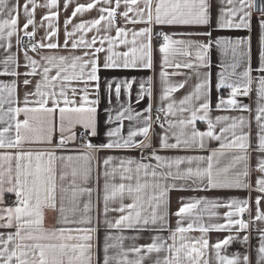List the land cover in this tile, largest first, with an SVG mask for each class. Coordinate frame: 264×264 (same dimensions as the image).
<instances>
[{"label":"snow or ice","instance_id":"1","mask_svg":"<svg viewBox=\"0 0 264 264\" xmlns=\"http://www.w3.org/2000/svg\"><path fill=\"white\" fill-rule=\"evenodd\" d=\"M94 3L78 4L72 12V16L77 13L90 10L94 7ZM108 3L109 0H103ZM221 4L225 0H220ZM69 0H65V7L68 6ZM121 0H116V7L101 8V15L99 19H94L88 22H82L74 26L75 30L87 31V26L97 27L102 21L105 22L104 28L107 33L115 22L117 9L120 6ZM126 11L121 15L127 20L129 12H136L137 20L133 23L142 22L148 27L141 28L138 32L133 33V45L137 44L136 37H145L147 42L143 40L139 42L138 47L134 46L128 51L119 53L114 52L112 49L113 38L105 35L103 38L109 42L107 49L109 55L105 56L103 62L104 69H131V68H152V46L151 36L153 34L152 25H169V26H196V25H209L210 23V9L211 4L209 0H157L153 9V0H143L144 7H134L139 4V0H123ZM228 7H221L220 14L217 18V27L219 29H249L251 9L254 7L252 0H226ZM28 4L32 5L33 11H29ZM57 0H47L46 5H42L52 9L56 7ZM38 7L35 0H26L24 5V14L27 18L26 23L23 25V34L29 38L35 35V21L32 18L35 8ZM18 4L9 5V0H0V40L8 41L14 34L17 33L18 25ZM16 13V14H14ZM106 13L107 15H104ZM57 16V12L50 11L43 19L51 21ZM238 17V18H237ZM70 21L65 20L67 25ZM32 25L34 31H27L28 27ZM260 27V52H259V67L257 72L264 73V16L259 20ZM117 36L125 32L124 29L116 28ZM194 33H187L193 35ZM200 34V33H195ZM48 36H55V28L48 32ZM72 32H65L67 45V37L72 36ZM157 35L161 36L163 43L160 44L159 51L163 54V65L173 66L169 61V53L177 51V45L182 46L184 55H190L188 49L195 47L197 49L196 56L198 61L203 64L208 49L212 44L209 40L207 44L198 41H185L174 40L167 33L160 32ZM211 35V33H205ZM96 41L93 37L91 43H86L81 37L79 42L73 41L72 47L77 48L84 45L91 48ZM16 43L18 46L23 45V40L17 34ZM103 43V40H101ZM120 43L127 44V40H121ZM216 46L220 49L222 60L220 64L221 71L218 73L219 81L216 85L219 90L221 87L230 89L229 97L225 101L223 98L216 104L217 109L221 108H234L241 112L250 111L246 104H240L235 97L243 95L247 97L252 90L254 78L251 75L253 69L250 63L244 67L243 71L237 72L241 66L240 60L247 57V53L241 51V46L247 44L246 39H237L235 41L227 38H217L215 41ZM10 48V43L4 45ZM32 51L37 48L55 49L58 47L54 43H39L30 45ZM25 67L30 71L25 72L24 75L32 76L37 74V68L40 67L39 62L28 55L27 47L24 49ZM231 51V62H226L225 58ZM103 51L102 48H96L92 56L96 53ZM85 56L90 55L85 53ZM41 60L45 61V66L42 69L43 80L37 81L35 92L25 93L23 107H8L6 110L4 105L7 103L11 105L12 99H8L0 95V121H6L7 126L0 128V149H16L15 152L3 151L0 152V204L3 203V194L5 192L14 193L15 201L14 206L0 208V227L15 228V232H8L6 235L0 233V264H91V247L90 233L94 229L90 228H46L45 227V211L51 210L58 212L57 223H86L89 220H76L72 221L68 218V213L75 214L80 211L79 197L85 192L91 195L90 188L80 187L76 183V177L79 175L86 183L90 176V167H84L81 170L72 168V180L65 184V180L69 173L65 170L71 167V163L79 160L91 162L93 159L92 152H80L77 156H56L55 151H23L21 150L25 142H47L51 143L53 140V133L57 130L56 120H59V131L64 133L70 131L75 125H82L86 130H90L91 135H96V105L99 103V63L98 57L90 60H85L81 56H74L71 58V64L67 63L68 58L65 56H41ZM16 64V56L8 54L3 60L5 66V74L18 76L20 73L15 70L9 72L8 65ZM18 66V65H17ZM90 66V71L85 74L86 67ZM180 67L181 65H174ZM185 68H193L192 63H185L182 65ZM69 68L72 72L69 73ZM77 68L79 71H76ZM52 69L56 70L55 76H50L49 73ZM176 75L177 73H172ZM86 75V79H85ZM161 77L167 83L169 73L161 71ZM197 75H199L197 73ZM235 77L233 80L232 78ZM133 80H124L122 82L115 79L107 81L108 91L111 92L112 84L115 83V92L117 99H119L121 88L125 91L131 88ZM85 83L88 81H95L97 99L89 100L86 88L83 90L84 94L81 95L79 102L75 99L77 89L71 87L72 97L68 95L70 88L69 82L81 81ZM256 82V115L255 121L259 129L257 149L264 152V75L255 77ZM31 81L24 80V84L28 85ZM147 83V87H145ZM59 87V91L56 88ZM184 87V83L176 86L165 87L160 96L161 101L169 100L166 107H158L157 113H164L165 124L160 123L159 115L156 117V122L164 129V133L160 135V148L163 149H176L180 147L193 148L198 147L203 149L205 147V140L220 141L218 149H212L207 157L203 156H184V157H163L156 154L153 149L150 159H154L156 164L144 163L141 158L140 161L132 158H120L119 163L112 167L111 171H105V177H112L119 172L121 180H133L134 176L136 184L133 186L131 183L125 185L120 183L118 185H109L105 182L104 201H105V214L109 211L107 202L110 198H115L117 194L123 199L124 193L131 197L132 203L121 205L120 212L127 211L126 215H121L115 223L105 221L109 228H139L145 229L149 225L154 226L149 230L157 232L165 230L167 227V194L170 190L177 188L175 183H168L169 180H192L194 184L206 181V186L209 188H236L245 189L251 185L245 182L249 172L246 166L248 159L249 134L244 131L249 122L245 116H217L216 123L221 121H231L227 126L221 127L217 134L214 132L216 124L208 117L210 111V103L208 100V81L202 79L198 82L193 91L185 95L178 103L171 99V93L175 92L177 88ZM9 97L15 92V81L11 86H5ZM45 89V90H42ZM4 89L0 88V92ZM29 96H36L39 99L29 101ZM147 96L149 104L143 112H133L131 107L124 108L121 112L117 113L115 119L122 121L127 118L129 121H136L143 126L129 127L127 136H121V128L116 127L109 129L106 135L110 138L109 143L101 144L98 146L92 145L90 142L85 143L83 146L89 150L92 149H127V148H151L150 131L152 129V88L151 77L146 82L142 81L140 90L137 94V102L143 100ZM199 103L198 107H194V102ZM34 103L35 106H29ZM51 105V106H49ZM190 113L187 118L184 113ZM203 112V115L199 113ZM146 113V114H145ZM23 114L24 119L21 121L17 117ZM179 118L177 119V115ZM169 116L173 117L169 119ZM142 117V119H141ZM113 117L109 115L108 122H111ZM199 119L207 123L206 131H199L195 127V121ZM14 137L8 135L13 128ZM190 129V131H189ZM169 133L175 139V143H169ZM230 135V139H229ZM141 136L143 139L136 141L135 137ZM115 137V139H111ZM75 134L65 138L61 135L60 141L56 145L57 148H63L68 140L74 139ZM225 149L235 150L237 154L232 155L228 163L220 167V157L226 155ZM114 158L107 157L104 159V165L112 164ZM207 166L201 167L200 164L205 162ZM14 162V163H13ZM196 163L197 167L193 168L191 165ZM187 164L188 167L181 170V165ZM245 164L242 171H236L237 165ZM59 165V175L57 174ZM133 165L135 166L133 168ZM175 168V172L172 169ZM159 169V171H158ZM167 169V171H164ZM257 170L264 174V158L259 159ZM230 171L232 175H229ZM141 174L144 177H151L152 182L141 183ZM256 190L264 194V175L256 179ZM181 188L184 185H180ZM109 189H111L109 194ZM151 189V194L147 195V199L143 198L141 193L145 190ZM262 196L256 197V214L250 220H244L242 214L249 212L248 200L232 199L225 205H220L214 201H204L205 211L215 209L217 207H227L223 216L225 219L224 224H213L211 227L214 230H229L230 232L235 229L236 233L247 231L252 224L257 221L264 223V212L260 210V202ZM203 198L196 200L193 203H185L179 208L176 215L180 218L177 220V227L171 230V235L167 238L163 236L152 237V243L142 246H133L124 249L122 241L127 239L124 236L115 237L119 244L120 252L115 256H109V248H115L117 244L105 243L104 246V264H110L111 260H115L116 264H142L144 258L150 253L166 252L162 260L157 259L155 264H198L200 257L204 255V250L209 247L207 239L191 240L187 237L186 233L193 229V224L189 223L187 227L181 226V221L185 214L191 211L201 203ZM59 202V206L58 205ZM146 205V206H145ZM83 211L86 213L90 211V202L83 205ZM211 216H215L214 211L209 212ZM159 225L158 227H155ZM209 229L203 225L199 227L201 233L207 232ZM259 233V247L257 249V264H264V227L257 229ZM75 233V234H73ZM113 239V237L106 236V241ZM131 239H135L132 237ZM250 239L249 235L240 237L238 235H229L223 240H219L212 245L215 250L216 260L219 264H250L249 255L247 253L241 256L240 253H235L231 257L221 255V248L226 247L234 240H238L241 244H247ZM171 240L172 243H167ZM73 241H77L73 243ZM142 249L144 254L141 255ZM134 253L137 259H129L128 253ZM195 254V255H193ZM66 258V259H65ZM204 264H208L205 260Z\"/></svg>","mask_w":264,"mask_h":264},{"label":"crops","instance_id":"2","mask_svg":"<svg viewBox=\"0 0 264 264\" xmlns=\"http://www.w3.org/2000/svg\"><path fill=\"white\" fill-rule=\"evenodd\" d=\"M26 0H9V5L18 4V25H17V33L14 34L8 41L0 40V88L4 90L0 92V95L8 99H12L13 103L11 105L5 104V110L8 107H23L24 106V98L25 93H33L35 92V86L37 81L43 80L42 69L45 66V61L41 60V56H65L68 58L67 63L71 64V58L74 56H81L85 60H90L98 57L99 63V103L93 105L96 107V135H91L90 130H86L82 125H75L70 131H65L61 133L59 131V120L57 118L56 125L57 130L53 133V140L51 143L47 142H25L22 145L21 150L23 151H55L56 156H77L80 152H92L93 159L91 162H86L83 160L73 161L71 163V167L65 169L69 176L65 180V184L71 181L73 178L71 176L72 168H76L78 171L84 167H90V176L87 182L85 183L81 177L78 175L76 177V183L80 187L90 188L91 195L85 192L82 196L79 197V205L80 211L72 214L68 213L69 220H89L90 222L86 223H68L61 224L57 223L56 220L58 218V212H53L51 210L45 211V227L46 228H90L94 229L90 233L91 240V264H104V246L107 242L108 244H117L118 246L115 248H109L108 255L115 256L120 252L119 244L120 241H117L115 237L124 236L127 239L122 241L123 248L126 250L133 246H142L152 243V237L154 236H163L165 238L171 235V230H174L177 227V220L180 219L176 213L179 208L183 206L185 203H193L196 200H200L203 198L201 203L194 208L191 213H187L184 215L181 226L187 227L189 223L193 224V229L186 233L187 237L191 240H199L201 238L207 239L209 242V247L204 250V255L200 257L198 264H204V261L207 260L208 264H219L216 260L215 250L212 248V245L217 243L219 240H223L225 237L231 235H238L243 237L244 235H249L250 239L247 244H241L238 240H234L232 243L227 245L226 247L221 248V255H227L231 257L235 253H240L241 256L247 253L249 255L250 264H257V249L259 247V233L257 229L264 227V223L257 221L255 224H252L250 228L245 232L241 231L239 233L235 232L233 229L231 232L227 229L225 230H214L211 226L213 224H224L225 219L223 214L226 211H229L227 207L221 206L215 209H208L205 211V203L204 201H214L220 205L227 204L232 199L237 200H248L249 201V212H245L242 216L244 220H250L256 214V197L262 196L256 190V179L264 174L260 173L257 170V164L259 159L264 158V152H261L257 149L258 144V136L257 133L259 131L256 121H255V109H256V82L255 77L259 75H264V73L257 72L256 69L259 67V52H260V27L259 20L264 15H253L251 14L250 18V28L249 29H219L217 27V18L220 14L221 7H228L226 0L222 5L220 0H209L211 4L210 9V23L209 25H196V26H169V25H152L153 34L151 36V46H152V68H131V69H104L103 62L105 56L109 55L107 49L109 47V42L104 40L105 35L113 38V46L112 49L114 52L123 53L128 51L130 48L136 46L138 47L140 41L147 42L145 37H136L137 44L133 45V33L138 32L141 28L148 27L147 24L142 22L133 23V20H137L136 12H129L127 20L121 15V13L125 12L127 9L121 0L120 6L117 9L116 16H119V20H115L114 26L106 33L105 32V22L102 21L101 24L97 27L87 26V31L83 30H75L74 26L80 24L82 22H88L94 19H99L101 12V8L105 7H116V0H109L108 3H104L103 0H96L94 7L90 10H86L84 12L77 13L75 16H72V12L78 4H88L94 3V0H69L68 6L65 7V0H57L56 7L49 9L48 7L42 6L47 4V0H35L38 7L34 10L33 19L35 21V35L32 37L37 44L39 43H54L57 44L58 47L55 49L48 48H39L36 51L27 50L28 55L33 59L39 62L40 67L37 68V74L32 76L24 75L25 72L30 71L29 68L25 67V59H24V50L20 48V46L16 43V35L18 34L21 39L29 38L23 34V25L26 23L28 17L24 14V5ZM157 0H153V9L155 7V3ZM134 7L143 8V0H139V4ZM29 11H33L32 5L28 4ZM50 11L57 12V16L51 21L43 19L45 16L49 14ZM16 14V13H14ZM104 15H107L104 13ZM7 13H5L4 17L6 18ZM238 18V17H237ZM65 20H69L70 22L66 25ZM55 28L56 35L48 36V32L52 31ZM116 28L124 29L125 32L120 36H117ZM27 31L32 32L34 28L30 25ZM72 32L73 35L67 37V45H65V32ZM164 32L171 36L174 40H185V41H198L201 43L207 44L209 40L212 41L211 46L208 49L207 56L201 64L196 56L197 49L192 47L188 49L190 55H184V50L182 46L177 45V51L169 53V61L173 66L162 67L163 65V54L160 53L159 47L160 44L163 43V39L161 36L157 35V33ZM187 33H194L193 35H187ZM200 33V34H195ZM205 33H211V35H205ZM83 37L86 43H91L93 41V37H96V41L91 48H88L84 45H80L77 48L72 47L73 41L79 42V40ZM227 38L229 40L235 41L237 39H246L247 44L241 46V51L246 52L247 57H243L240 60V67L237 69V72L243 71L244 67H247L250 63L253 71L251 72L252 77L254 78L253 84L251 86L252 90L250 91L247 97L243 95H238L235 99L240 104H246L249 106L250 111L241 112L238 109L226 107L217 109L216 104L219 102L221 98L225 101L229 97L230 89L227 87H221L219 90L216 85L219 81L218 73L221 71L220 64L222 60L220 49L216 46L215 41L217 38ZM103 40V43H101ZM121 40H127V44L120 43ZM10 43L11 47L6 48L4 45ZM96 48H102L103 51L96 53V56H92V53H95ZM89 53L90 55L85 56V53ZM8 54H14L16 56V64H9L8 71L11 72L15 70L20 73L18 76H13L10 74H5V66L3 64V60L6 58ZM226 62H231V51L229 50L227 57L225 58ZM185 63H192L194 65L193 68H185L182 67ZM18 65V66H17ZM174 65H181L180 67H175ZM166 71L169 73L167 77V83H165L164 79L161 77V71ZM76 71H79L77 68ZM87 71H90V66L86 67L85 74ZM72 72V69L69 68V73ZM172 73H177L173 75ZM197 73L199 75H197ZM56 70L52 69L49 73L50 76H55ZM151 77V88H152V111L151 117L154 113L157 112L158 107H166L169 100L161 101L160 96L165 87L176 86L180 83H184V87L177 88V90L171 93V99L177 102V106H179V101L187 95L189 92L193 91L195 85L200 82L202 79H207L208 87V100L210 103V111L208 113V117L212 119V121L216 124L214 128V132L220 134L219 130L221 127L227 126L231 121H221L216 123L215 118L217 116H240L243 115L248 120L249 124L244 128L245 132L249 134V144L250 147L248 149V159L246 161V166L249 172L248 177L245 179V182L250 184L249 188L245 189H236V188H209L206 186V181L198 182L196 184L193 183L192 180H169L168 183H175L177 188L172 189L167 194V227L165 230L157 232L154 230H149L154 226L149 225L145 229L139 228H109L105 221H110L115 223V221L121 216L126 215L127 211L120 212L116 209H119L121 205H127L132 203L131 197L124 193L123 199H121L120 195L117 194L115 198H110L107 202V206L109 211L105 214V189L104 185L107 180L109 185H118L120 183H124L128 185L131 183L133 186L136 184L135 176L133 180H121L119 172L112 177H105V171H111L112 167L119 163L120 158H132L134 160L140 161L143 157L142 162L150 163L155 165L156 161L154 159H150V155L152 150L156 151L157 155L163 157H184V156H203L207 157L212 149H218L220 141L206 139L205 147L200 149L198 147L193 148H176V149H163L160 148L159 140L160 135L164 133V129H162L159 124H155L152 126L150 131L151 137V148L140 149V148H127V149H118V148H102V149H92L89 150L84 148L85 143H91L94 146H98L101 144L109 143L110 138L106 135L109 129L120 127L121 128V136L126 137L129 131V127L143 126L141 123H137L136 121H129L127 118L122 121L116 120L115 117L117 113L121 112L124 108L131 107L133 112H143L145 108H147L149 104V99L147 96L144 97L143 100L137 102V94L140 90V84L142 81L146 82L148 78ZM131 88L127 91L122 87L119 99H117L115 92V83L112 84L111 92L108 91L107 81L115 79L116 81H124V80H133ZM28 79L31 81L30 84L25 85L24 80ZM86 79V75H85ZM233 80L235 77L232 78ZM15 81V92L9 97L7 89L5 86H11L12 82ZM70 88L68 91V95L71 98V87H75L77 89V94L75 99L79 102L81 95L84 94L83 90L86 88L87 96L89 100L97 99L96 92V82L88 81L85 83L83 80L81 81H71L69 82ZM147 83H145V87H147ZM42 90H45L42 88ZM56 91H59V87L56 88ZM29 101H35L39 99L36 96H29ZM203 102V99L199 102H194L193 106L198 107L199 103ZM29 106H35L34 103H30ZM51 106V105H49ZM146 114V113H145ZM163 115L165 127L167 124L165 122L164 113ZM109 115L113 117L111 122H108ZM199 115H203V112L199 113ZM190 116V113H184V117L187 118ZM173 117L169 116V119ZM179 118V114L176 117ZM17 119L23 120L24 115L20 114ZM142 119V117H141ZM6 121H0V128L6 127ZM195 127L197 130L203 132L207 130V123L205 121H201L197 119L195 121ZM190 131V129H189ZM75 134V138L68 140L67 144L63 148H57L56 145L60 141L61 135L65 138L68 136ZM12 137L15 135L14 122L13 128L8 134ZM169 135V143H175V139L171 137V133ZM115 139V137L111 138ZM143 139L141 136H137L134 140L139 141ZM230 139V135H229ZM3 151H12L15 152L16 149H0V152ZM226 155L220 157V167L224 164L228 163L231 159L232 155L237 154L235 150L225 149ZM148 152V156L146 157L144 154ZM107 157H113L114 160L112 164L106 166L103 161ZM14 163V162H13ZM189 165L184 164L181 165V170L188 167ZM201 167H206V161L200 164ZM135 166L133 165V168ZM191 167H197L194 162ZM245 167V164L237 165L236 171H242ZM159 171V169H158ZM167 171V169H164ZM175 172V168L172 169ZM57 174L59 175V165ZM229 175H232L230 171ZM152 182L151 177H144L141 174V183ZM180 185H184L183 188ZM111 189H109L110 194ZM152 190H145L141 195L143 198L147 199V195L151 194ZM16 197L14 193L5 192L3 194V203L0 204V208L14 206V201ZM90 202V211L84 212L83 205L85 203ZM59 206V202L58 205ZM146 206V205H145ZM260 210L264 212V198L261 199L260 202ZM214 211L216 213L215 216H211L209 212ZM3 223V221H0ZM203 225L207 227L209 230L205 233H201L199 231V227ZM159 225L155 226L158 227ZM8 232H15V228H3L0 227V233H4L5 235ZM75 234V233H73ZM111 236L113 239H109L106 241V236ZM135 237V239H131ZM77 241H73L75 243ZM167 243L171 244V240H167ZM144 254V250L142 249L141 255ZM165 255H169L166 252L160 253H150L148 254L142 264H155L157 259L162 260ZM195 255V254H193ZM129 259H137L136 254L129 252ZM66 259V258H65ZM110 264H116L115 260H111ZM242 264V261H241Z\"/></svg>","mask_w":264,"mask_h":264},{"label":"built area","instance_id":"3","mask_svg":"<svg viewBox=\"0 0 264 264\" xmlns=\"http://www.w3.org/2000/svg\"><path fill=\"white\" fill-rule=\"evenodd\" d=\"M252 3L254 7L251 9V14L253 15H264V0H252ZM119 16H115V20H119ZM23 45H20L21 49H24L27 47V50H32L30 45L31 44H37V42L33 38H25L23 39ZM37 48L36 50H38ZM159 115L160 123L162 124L164 122L163 115L161 113H154L152 115V126L157 124L156 117ZM146 157L149 155L148 152L144 154ZM242 218H245V216H242Z\"/></svg>","mask_w":264,"mask_h":264}]
</instances>
